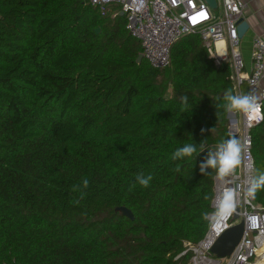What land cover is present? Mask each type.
I'll use <instances>...</instances> for the list:
<instances>
[{
    "label": "trees",
    "instance_id": "16d2710c",
    "mask_svg": "<svg viewBox=\"0 0 264 264\" xmlns=\"http://www.w3.org/2000/svg\"><path fill=\"white\" fill-rule=\"evenodd\" d=\"M126 23L88 0H0V264H191L218 176L201 165L235 138L230 64L190 35L154 69ZM251 134L256 181L264 121Z\"/></svg>",
    "mask_w": 264,
    "mask_h": 264
},
{
    "label": "built area",
    "instance_id": "2783aa9c",
    "mask_svg": "<svg viewBox=\"0 0 264 264\" xmlns=\"http://www.w3.org/2000/svg\"><path fill=\"white\" fill-rule=\"evenodd\" d=\"M102 13L113 17L124 14L126 30L137 39L141 55L154 69L170 66L171 50L182 38L197 35L203 46L218 56L217 46L222 43L231 57V81L237 95L246 84L248 94L255 99L257 107L240 112V127L229 133L241 144L240 164L228 175L215 179L213 213L204 238L197 244L184 243L186 253H192L191 264H221L210 249L216 240L240 221L244 222L242 239L226 264H257L264 260V206L247 190L255 181V162L252 153V130L264 121V97L260 86L264 81V38L255 35L252 42V70L244 72L238 35L239 21L243 19L242 0H217L218 8L211 9L204 0H88ZM221 9V10H220ZM228 63L229 59L218 56ZM238 122V121H237ZM235 123V122H234ZM218 148L215 150L217 152ZM221 200L229 204L222 218L214 214ZM235 215L239 221L233 222Z\"/></svg>",
    "mask_w": 264,
    "mask_h": 264
},
{
    "label": "clouds",
    "instance_id": "9594fccd",
    "mask_svg": "<svg viewBox=\"0 0 264 264\" xmlns=\"http://www.w3.org/2000/svg\"><path fill=\"white\" fill-rule=\"evenodd\" d=\"M225 99L229 101L228 109L230 111H242L249 112L253 108L257 107L255 99L250 94L245 95H233L230 92L226 93ZM203 131V130H202ZM196 151L192 144H185L182 148L178 149L173 158L182 156H192ZM240 152L241 144L235 138H229L218 146V150L215 155H210L206 165H201V171L205 167H212L217 170L219 177H224L230 174L240 164ZM137 182L140 186L147 188L152 180V176H144L142 173L137 174ZM89 181L83 180V187L87 188ZM264 187V175H261L258 180L254 181L247 190V194L255 196L258 189ZM83 197V194L81 195ZM229 204L226 200H221L219 207L214 214L217 218H222L228 211Z\"/></svg>",
    "mask_w": 264,
    "mask_h": 264
},
{
    "label": "crops",
    "instance_id": "0c3cea01",
    "mask_svg": "<svg viewBox=\"0 0 264 264\" xmlns=\"http://www.w3.org/2000/svg\"><path fill=\"white\" fill-rule=\"evenodd\" d=\"M244 3L243 19L249 24L248 32L240 39L239 49L241 58L244 63V72L249 74L252 70V42L255 35L262 36L264 38V0H242ZM222 43L217 46L218 56L226 57L229 61L231 68V57L228 48H225ZM217 56V58H218ZM232 72V69H231ZM242 89L248 92L246 84L242 86ZM260 92L264 97V81L260 86ZM241 111H238L240 115ZM236 114V113H234ZM237 115V114H236ZM235 124L234 121H230V125ZM232 131V130H231Z\"/></svg>",
    "mask_w": 264,
    "mask_h": 264
},
{
    "label": "water",
    "instance_id": "95a60500",
    "mask_svg": "<svg viewBox=\"0 0 264 264\" xmlns=\"http://www.w3.org/2000/svg\"><path fill=\"white\" fill-rule=\"evenodd\" d=\"M204 1L207 3V5L211 9L216 10L218 8L217 0H204ZM121 16H124V14L121 13ZM248 30H249V24L244 19H241L239 21V26H238L239 39H241L248 32ZM95 33L98 35L100 33V29H96ZM142 60H143V56L140 55L138 58V62H141ZM233 116H234V113L232 112L228 114V117L230 118V120ZM229 133H232L230 127H229ZM120 211L122 215L133 220V215L128 209L121 208ZM236 221H239L238 215H235L233 218V222H236ZM243 233H244V222L240 221L238 224H235L233 227H231L228 231H226L223 235H221L216 240V242L210 249V253L217 260H225V259L230 258L234 250L240 243Z\"/></svg>",
    "mask_w": 264,
    "mask_h": 264
},
{
    "label": "rangeland",
    "instance_id": "374dc122",
    "mask_svg": "<svg viewBox=\"0 0 264 264\" xmlns=\"http://www.w3.org/2000/svg\"><path fill=\"white\" fill-rule=\"evenodd\" d=\"M220 1V0H219ZM221 10V9H220ZM232 121H235V124H231L229 127L231 128L232 132L236 129V127H240L241 125V120H240V115L234 114V116L231 118ZM230 120V121H231ZM238 121V122H237ZM227 262L225 260H221V264H226Z\"/></svg>",
    "mask_w": 264,
    "mask_h": 264
},
{
    "label": "bare ground",
    "instance_id": "6f19581e",
    "mask_svg": "<svg viewBox=\"0 0 264 264\" xmlns=\"http://www.w3.org/2000/svg\"><path fill=\"white\" fill-rule=\"evenodd\" d=\"M257 264H264V260H260V261H258Z\"/></svg>",
    "mask_w": 264,
    "mask_h": 264
}]
</instances>
